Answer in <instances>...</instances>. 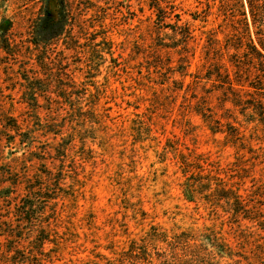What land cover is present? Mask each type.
Here are the masks:
<instances>
[{
	"label": "rangeland",
	"instance_id": "obj_1",
	"mask_svg": "<svg viewBox=\"0 0 264 264\" xmlns=\"http://www.w3.org/2000/svg\"><path fill=\"white\" fill-rule=\"evenodd\" d=\"M80 2L0 0V264H264V0Z\"/></svg>",
	"mask_w": 264,
	"mask_h": 264
},
{
	"label": "trees",
	"instance_id": "obj_2",
	"mask_svg": "<svg viewBox=\"0 0 264 264\" xmlns=\"http://www.w3.org/2000/svg\"><path fill=\"white\" fill-rule=\"evenodd\" d=\"M252 1L253 0H249V3H250V9H251V12L253 13V15H255V10L257 7H255V5L252 4ZM80 0H59V5L60 7L63 9L62 10V14H61V20H59L58 22H55L54 20H52V17H51V14L50 12L48 11V9L42 7L40 8V13L38 14V16H36L35 18H33V20L30 22V26H29V32L30 33V38L33 39V44L35 47H39L41 46L44 41L46 40V37H47V29H57V32L55 33L56 35L58 33H60L62 30H64L66 28V26H72V31L74 30V27L76 26L75 23L77 22L76 21V17H77V6L80 4ZM151 6L152 8L156 9L158 11V14H159V17L160 19H164L166 18V15H167V11L166 9L162 8L158 2V0H151ZM178 18V21H180V17L177 16ZM72 20H74V22L72 24H70L72 22ZM51 22L53 25L50 26V23ZM60 35V34H59ZM59 38V37H58ZM75 38H71V40H74ZM76 40V39H75ZM74 40V41H75ZM75 42H78V41H75ZM264 50V49H263ZM262 56V55H261ZM264 57V56H262ZM42 64V66H46V64H43L42 62H40V65ZM61 70H65V67H62ZM62 73V72H61ZM64 75H67L65 72L63 73ZM28 81V92L25 93V96L29 99L28 100V103L29 102H33V103H36V106H38V98H49V97H46L45 95H43L42 93H44V88L45 86H43V80H29V79H25ZM59 81H62V80H59ZM36 86V87H35ZM40 93V95H38L36 92ZM59 98L63 99L66 103L67 101H69V103L72 102V99L69 95V93L65 94V93H62L60 92V94L58 95ZM92 114V113H91ZM17 128V126L15 127ZM17 131V129H15ZM219 186V185H218ZM191 191V194H193V190L190 189ZM219 192H222L224 194H232L233 196V200H234V203L233 205H237L238 208H241V203H240V196H238L237 194L233 193L232 191H226L224 189L221 188V190ZM224 200H229L227 199V197H224ZM228 205L229 203L226 202ZM236 213H239V212H236ZM239 214H237L236 216H238ZM175 239L178 241L179 244H181L182 242V238L181 236H177L175 237ZM38 242L43 246L44 245V242L46 239H37ZM17 240H13V242H15ZM13 242H8V244H12ZM222 247V245H218V248ZM222 251V250H221ZM229 256L231 258L233 257H237L236 254L234 253H229Z\"/></svg>",
	"mask_w": 264,
	"mask_h": 264
}]
</instances>
